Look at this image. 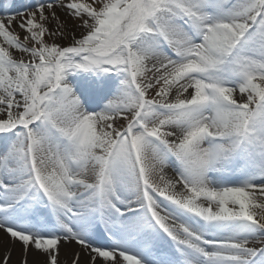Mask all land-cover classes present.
I'll list each match as a JSON object with an SVG mask.
<instances>
[{"label":"snow or ice","instance_id":"snow-or-ice-1","mask_svg":"<svg viewBox=\"0 0 264 264\" xmlns=\"http://www.w3.org/2000/svg\"><path fill=\"white\" fill-rule=\"evenodd\" d=\"M16 245L264 264V0L0 4V264Z\"/></svg>","mask_w":264,"mask_h":264},{"label":"bare ground","instance_id":"bare-ground-1","mask_svg":"<svg viewBox=\"0 0 264 264\" xmlns=\"http://www.w3.org/2000/svg\"><path fill=\"white\" fill-rule=\"evenodd\" d=\"M18 248H20L19 246L16 248L17 250H15V253H13V255H17V257H20V249H18ZM62 248H65V249H63L62 251H61V260H62V258L63 257H65V254H66V252H68V251H71V250H79V249H77V246L76 245H71V246H64V247H62ZM69 249H71V250H69ZM0 254H2V253H0ZM33 254H35V253H33ZM32 254V255H33ZM36 255V254H35ZM29 259L30 260H32L33 259V257L32 256H30L29 257ZM65 259V258H64ZM87 259V258H86ZM86 259H84V260H86Z\"/></svg>","mask_w":264,"mask_h":264},{"label":"rangeland","instance_id":"rangeland-1","mask_svg":"<svg viewBox=\"0 0 264 264\" xmlns=\"http://www.w3.org/2000/svg\"><path fill=\"white\" fill-rule=\"evenodd\" d=\"M6 2V0H4V3ZM77 34H79V33H77ZM66 43V42H65ZM19 245H16V248L18 247ZM20 247V246H19ZM62 247H64V246H62ZM61 247V251L63 250V249H65V248H62ZM18 249H20V248H18ZM15 250H17V249H15ZM69 250H71V249H69ZM14 253H15V251H14ZM32 257H34L35 256V254H33V255H31ZM64 258L65 257H63L62 258V260H64ZM83 259H86V257H84ZM19 260H20V257H17V255H13V257H12V261H11V264H19Z\"/></svg>","mask_w":264,"mask_h":264}]
</instances>
